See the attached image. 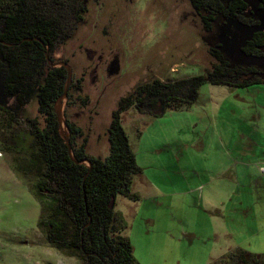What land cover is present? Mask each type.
Wrapping results in <instances>:
<instances>
[{
  "label": "rangeland",
  "instance_id": "rangeland-1",
  "mask_svg": "<svg viewBox=\"0 0 264 264\" xmlns=\"http://www.w3.org/2000/svg\"><path fill=\"white\" fill-rule=\"evenodd\" d=\"M81 2L83 22L54 55L77 84L71 106L64 98L58 108L61 135L69 138V119L88 137L87 153L106 158L123 99L154 79L204 75L212 58L190 0ZM0 106V264H83L50 246L41 206L14 171L27 120L43 123L38 103L16 120L12 101ZM122 124L142 173L132 185L138 200L119 195L115 212L139 264H211L237 249L264 255V84H205L191 106L161 117L132 107Z\"/></svg>",
  "mask_w": 264,
  "mask_h": 264
},
{
  "label": "trees",
  "instance_id": "trees-1",
  "mask_svg": "<svg viewBox=\"0 0 264 264\" xmlns=\"http://www.w3.org/2000/svg\"><path fill=\"white\" fill-rule=\"evenodd\" d=\"M249 1L190 0L212 58L208 71L175 82L154 79L123 99L108 129L110 154L101 158L87 153L88 137L66 119L69 149L57 113L61 98H67V108L71 106V92L77 84L72 77L69 82L66 65L57 67L64 63L57 62L54 55L83 22L86 7L81 0H0V56L8 67L4 74L7 93L23 109L37 102L43 118V123L39 117L27 120L28 130L22 136L26 144L20 152L8 143L5 151L25 157L14 171L27 182L41 206L39 227L52 248L83 264H139L115 212L119 195L138 200L132 185L134 177L142 173L122 115L132 107L154 117L182 110L196 103L205 84L232 88L264 84L256 68L235 66L221 52L217 39L220 19L253 22ZM252 1L264 4V0ZM246 52L264 54V33L255 35ZM211 264H264V255L237 249Z\"/></svg>",
  "mask_w": 264,
  "mask_h": 264
},
{
  "label": "water",
  "instance_id": "water-1",
  "mask_svg": "<svg viewBox=\"0 0 264 264\" xmlns=\"http://www.w3.org/2000/svg\"><path fill=\"white\" fill-rule=\"evenodd\" d=\"M252 4V0L249 1ZM257 3H260L257 1ZM257 8V7H255ZM256 18L259 20V25H246L239 20H229L225 28L220 30L219 40L221 43V51L236 64V66L241 67H254L258 70H261L264 73V56H255L247 54L245 48L247 44L253 40L255 34L264 32V8L254 9ZM64 65V64H63ZM69 71V82L71 81L72 74ZM4 78L0 77V95L2 96V91L5 90ZM69 85V83H68ZM68 88V87H67ZM65 98V97H64ZM64 98H61L57 104V113L58 119L60 122L62 130V111H59L63 108L62 101ZM1 103V102H0ZM66 142L71 150L69 143V138L66 139Z\"/></svg>",
  "mask_w": 264,
  "mask_h": 264
},
{
  "label": "flooded vegetation",
  "instance_id": "flooded-vegetation-1",
  "mask_svg": "<svg viewBox=\"0 0 264 264\" xmlns=\"http://www.w3.org/2000/svg\"><path fill=\"white\" fill-rule=\"evenodd\" d=\"M248 6L250 7V16H251V18H252V23H244V24H246V25H259L260 24V22H259V20L256 18V15H255V12H254V9H261V8H264V4L263 3H257V2H252V4H250V2L248 3ZM255 7H257V8H255ZM229 20H232L231 18H223V19H220L218 22H217V24H216V29H217V39H218V41H219V43H220V40H219V35H220V30L221 29H223V28H225L226 27V25H227V22L229 21ZM234 20H238V19H234ZM240 21V20H239ZM242 22V21H241ZM243 23V22H242ZM260 33H264V32H260ZM260 33H257V34H260ZM257 34H255V35H257ZM255 35H254V37H255ZM254 37H253V39H254ZM250 42H252V41H250ZM249 42V43H250ZM248 43V44H249ZM248 44H247V46H248ZM247 48V47H246ZM246 48L244 49L245 50V52H246ZM220 50H221V43H220ZM222 52V51H221ZM223 53V52H222ZM247 53V52H246ZM224 54V53H223ZM247 54H251V55H255V56H264V54H262V55H257V54H254V53H247ZM227 57V56H226ZM228 58V57H227ZM231 62H232V60L230 59V58H228ZM235 66H236V64L234 63V62H232ZM239 67H241V66H239ZM8 67L6 66V64H5V61H4V59L2 58V56H0V77H3L5 80H4V86H5V90L4 91H2V96L0 95V102H6V103H8L9 101H12L14 104H15V106H17V108H16V110H12L13 108L12 107H9L8 106V110H9V112L8 113H10L12 116H19L20 117V115H21V112L23 111V108H20L19 107V105H18V103L16 102V100L13 98V96H10L8 93H7V86H6V77H5V69H7ZM249 68H254V67H249ZM257 69V68H256ZM258 70V69H257ZM259 72H258V76L260 77V78H262L263 80H264V73L261 71V70H258Z\"/></svg>",
  "mask_w": 264,
  "mask_h": 264
},
{
  "label": "built area",
  "instance_id": "built-area-1",
  "mask_svg": "<svg viewBox=\"0 0 264 264\" xmlns=\"http://www.w3.org/2000/svg\"><path fill=\"white\" fill-rule=\"evenodd\" d=\"M261 172L264 174V167H263V168H261Z\"/></svg>",
  "mask_w": 264,
  "mask_h": 264
},
{
  "label": "bare ground",
  "instance_id": "bare-ground-1",
  "mask_svg": "<svg viewBox=\"0 0 264 264\" xmlns=\"http://www.w3.org/2000/svg\"><path fill=\"white\" fill-rule=\"evenodd\" d=\"M2 156V154L0 153V157Z\"/></svg>",
  "mask_w": 264,
  "mask_h": 264
}]
</instances>
